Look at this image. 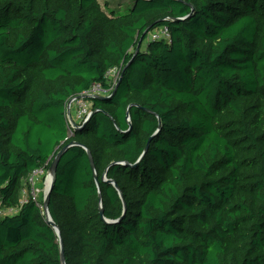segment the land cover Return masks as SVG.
Segmentation results:
<instances>
[{
    "label": "trees",
    "instance_id": "16d2710c",
    "mask_svg": "<svg viewBox=\"0 0 264 264\" xmlns=\"http://www.w3.org/2000/svg\"><path fill=\"white\" fill-rule=\"evenodd\" d=\"M72 142L49 204L66 264H264V0H0V264H62L21 198Z\"/></svg>",
    "mask_w": 264,
    "mask_h": 264
},
{
    "label": "built area",
    "instance_id": "2783aa9c",
    "mask_svg": "<svg viewBox=\"0 0 264 264\" xmlns=\"http://www.w3.org/2000/svg\"><path fill=\"white\" fill-rule=\"evenodd\" d=\"M151 37L153 39H165L169 41L170 35L168 33L167 28H160L158 30H155ZM121 69L119 67L111 68L107 74H106V84L107 86H104L100 83L94 84L89 90L82 93V95H88V96H103L110 94L114 87L118 83V79L120 78ZM87 98L78 99L74 102L76 106V113L75 118L76 120H70V123L73 125L74 121L80 122L85 117H89L92 113L91 111V103L86 100ZM77 102V105H76ZM43 180L44 186L43 189L40 187H37L36 181L38 178ZM50 182V171L47 170L45 167H40L35 169L32 173L29 174V176L26 178L25 181V187L22 191V198H21V204H24L28 202L29 196L32 197L34 201L37 202V204L40 206V208L43 210L44 213V199L46 195L47 186ZM39 191V192H38ZM43 192V195L41 193ZM43 198V200H42Z\"/></svg>",
    "mask_w": 264,
    "mask_h": 264
},
{
    "label": "water",
    "instance_id": "95a60500",
    "mask_svg": "<svg viewBox=\"0 0 264 264\" xmlns=\"http://www.w3.org/2000/svg\"><path fill=\"white\" fill-rule=\"evenodd\" d=\"M120 86V83L117 84V88L118 89ZM116 92V91H115ZM95 97H99V96H95ZM82 98H93L92 96H88V95H79L73 99H71L68 103V114L70 115L71 113V106L72 104L77 101L78 99H82ZM71 146H79L78 143H75V142H72L71 144L65 146L56 156L55 160L53 161L49 171H50V182H49V185L47 186V190H46V195H45V199H44V214H45V217H46V220L49 224H51L53 226V228L55 229L56 233H57V236L59 238V243H60V248H61V262L62 264H66V256H65V247H64V240L61 236V230L59 228V226L54 222L51 214H50V210H49V204H50V192H51V189L56 181V168H57V165H58V162L60 160V158L62 157V155L67 151L68 148H70ZM88 154H89V157H90V161H91V164H92V167L95 171V177L97 179V174H96V170H95V164H94V159H93V156L91 154L90 151H88ZM104 180L106 182H109V183H112L115 188L117 189V191L119 192V195L120 197L123 199V193L122 191L120 190L119 186L117 185V183L115 181H112L110 179L107 178V175H105V178ZM97 184L99 186V183L97 181ZM101 197V196H100ZM103 214V211L101 212Z\"/></svg>",
    "mask_w": 264,
    "mask_h": 264
},
{
    "label": "rangeland",
    "instance_id": "374dc122",
    "mask_svg": "<svg viewBox=\"0 0 264 264\" xmlns=\"http://www.w3.org/2000/svg\"><path fill=\"white\" fill-rule=\"evenodd\" d=\"M127 1H129L128 3H130L132 0H100L102 5H104L105 3H108L109 5L116 6V5H119L120 3H122V6H125V7L127 6L128 3L126 4L124 2H127ZM152 33H150L149 35L151 36ZM146 45L147 44L145 42L144 45H143L144 49L146 48ZM76 105H77V102H76ZM76 111H77L76 106L73 103L72 106H71V113L69 115V122H70V120L71 121L72 120H76V118H75ZM74 123H75V121H74ZM36 185H37V187H40L41 189H43L44 183H43V180L40 179V177L36 181ZM41 195H43V192L41 193ZM17 211H18V208H13L12 209V208L3 207L1 205V203H0V216H4V215H7V214H13V213H15Z\"/></svg>",
    "mask_w": 264,
    "mask_h": 264
}]
</instances>
